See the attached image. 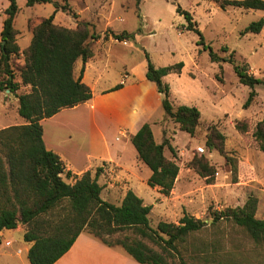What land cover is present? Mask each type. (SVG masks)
<instances>
[{"label":"trees","instance_id":"trees-1","mask_svg":"<svg viewBox=\"0 0 264 264\" xmlns=\"http://www.w3.org/2000/svg\"><path fill=\"white\" fill-rule=\"evenodd\" d=\"M62 1L64 6L54 0H27L26 5L52 4L56 11L74 15L68 0ZM139 3L137 0V12ZM8 4L1 31L0 91L15 93L21 86H30V92L18 96V114L25 124L0 130V235L4 230H16L19 224L26 226L23 238L32 244L28 253L30 264H56L82 233L110 248L124 250L138 264H191L181 257L180 247L203 231L209 225L206 221L185 214L178 224L161 221L153 228L152 206L146 205L135 192L129 190L120 205L105 201L98 182L99 171L95 175L91 172L74 174L44 144L42 120L92 97L81 75L75 76V65L79 60L87 62L93 55L92 41L100 36L94 25L80 22L76 28H68L55 24L52 15L33 28L31 44L22 51L14 26L19 6L17 0H8ZM228 6L264 12V0L220 1L222 9ZM176 11L187 21V30L196 32L204 44L193 16L178 6ZM263 28L264 19H261L250 24L245 33L259 34ZM135 35L126 31L113 33L119 40L135 39ZM20 54L25 61L18 69L20 81L16 82L14 62ZM145 56L147 78L162 94L166 119L194 137L202 122L200 110L196 106L175 105L170 98V86L164 82V77L180 74L183 63L156 67L146 51ZM210 58L213 62L224 60L233 65L240 84L251 89L244 104V108L249 107L256 95L255 87L264 85V81L250 74L247 66L236 64L233 53L230 59H221L210 48ZM236 129L246 133L249 126L238 122ZM253 136L264 153V121L256 125ZM224 141L216 129L207 134V147L221 155H225ZM131 142L139 161L151 171L148 185L159 187L165 196L170 195L180 171L175 159L165 155L166 148L174 152L173 146L167 139L157 143L150 123L144 124ZM191 168L207 184L214 183L216 170L205 156L194 159ZM258 204L256 197H249L243 207L215 211L211 226L227 223L243 233L262 257L257 264H264V219L256 216ZM232 258L220 256L217 263L246 264L245 260Z\"/></svg>","mask_w":264,"mask_h":264},{"label":"rangeland","instance_id":"rangeland-1","mask_svg":"<svg viewBox=\"0 0 264 264\" xmlns=\"http://www.w3.org/2000/svg\"><path fill=\"white\" fill-rule=\"evenodd\" d=\"M54 1L65 5L62 0ZM220 1L225 0H140L137 12V0H118L116 12L124 17L119 19L122 23L117 24V28L136 30V43L143 37L155 65L183 63L181 73L172 74L167 79L171 84L172 102L198 106L202 113V122L194 137L166 119L164 135L173 145L174 152L166 148L165 155L168 159H175L180 167L170 195L165 196L159 187L151 188L149 185H144L138 193L145 204L152 206L150 222L153 228L161 221L178 224L184 213L209 224L180 247L181 257L189 263L218 264V258L222 256L257 264L262 257L254 250L249 238L230 224L222 223L216 227L211 224L213 212L243 207L249 197L258 199L256 216L264 219V153L253 136L256 125L264 121V85L255 87L253 101L244 108L251 89L240 84L231 63L224 60L213 62L210 48L221 59L228 60L233 53L236 64L247 66L250 74L264 81V28L259 34L245 33L250 24L264 19V12L233 6L222 9ZM17 4L19 13L14 26L20 34L18 43L25 47L29 32L46 18L47 13L44 8L27 7V0H17ZM67 4L72 11L73 5H78L75 0H68ZM8 5V0H0V27L6 18L4 11ZM177 6L193 16L204 44L196 32L187 30V21L177 13ZM63 13L74 18L69 12ZM145 19L146 33L143 32ZM55 24L63 26L58 22ZM130 40L132 43L135 41ZM24 61L22 54L15 59L16 82L20 81L18 69ZM24 87L15 93L0 91V124L9 127L25 124L18 116V96L25 93ZM238 122L247 124L249 131L239 132L236 129ZM211 129H216L225 138V155L207 147L206 138ZM198 147H203L204 153L198 152ZM133 154L136 157V151ZM201 156H205L216 170L213 184H207L191 168L192 161ZM126 157L131 166L136 164L132 155ZM143 167L150 172L149 168ZM98 182L103 188V198L119 205L125 193L124 185L122 188V184L110 186L112 180L101 178ZM26 231L27 227L19 224L16 230L5 232V238L11 240L12 245L0 247V264H30L26 251L29 244L23 238ZM19 250L21 253L18 254Z\"/></svg>","mask_w":264,"mask_h":264},{"label":"crops","instance_id":"crops-1","mask_svg":"<svg viewBox=\"0 0 264 264\" xmlns=\"http://www.w3.org/2000/svg\"><path fill=\"white\" fill-rule=\"evenodd\" d=\"M75 2L78 5L72 7L74 18L56 11L52 4H36L31 7L44 8L47 13L46 18L53 15L54 22L68 28H76L80 22H89L100 35L92 41V57L85 63L79 60L75 65V76L81 75L82 82L92 92L91 99L42 120L44 144L48 150L61 158L68 171L78 175L85 172L95 175L99 171V180L100 178L112 180L110 186L114 187L122 184L120 186L122 188L124 185L125 193L121 198V204L129 190L140 196L138 190L148 185L151 171L148 172L143 167L145 165L139 161L135 148L136 157L133 154L135 151L132 149L134 146L131 138L144 124L150 123L156 142L160 144L164 141L166 116L162 105V94L159 93L157 85L147 78L148 62L144 52L149 51L143 43L145 41L143 37L138 43L136 36L133 43L130 38L119 40L113 37V33L136 32V30L117 28V24L121 22L120 18L124 17L116 12L118 0H75ZM122 3L121 6L124 4ZM144 21L143 32L146 33V19ZM32 37L30 31L28 44L25 47H21L18 43L22 51L31 44ZM124 41L128 43L124 44ZM125 75L128 76L126 79H124ZM171 75L164 77V82L169 84L170 91L171 84L167 79ZM24 89L25 93L30 92V86H25ZM7 127L9 126L0 124V130ZM128 154L136 158V168L126 159ZM7 231L14 230H4L1 233L0 247L12 245L11 240L5 238ZM28 244L27 259L32 246ZM56 264L138 263L124 250L110 248L90 235L82 233L72 248Z\"/></svg>","mask_w":264,"mask_h":264},{"label":"built area","instance_id":"built-area-1","mask_svg":"<svg viewBox=\"0 0 264 264\" xmlns=\"http://www.w3.org/2000/svg\"><path fill=\"white\" fill-rule=\"evenodd\" d=\"M127 43H128V41H124V44H127ZM127 77H128V76L125 75V76H124V79H126ZM197 150H198V152H200V153H204V148H203V147H198Z\"/></svg>","mask_w":264,"mask_h":264}]
</instances>
